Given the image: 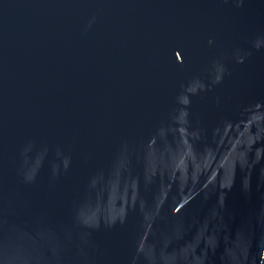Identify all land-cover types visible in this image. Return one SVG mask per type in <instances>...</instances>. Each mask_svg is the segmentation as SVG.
I'll list each match as a JSON object with an SVG mask.
<instances>
[{"label":"water","instance_id":"1","mask_svg":"<svg viewBox=\"0 0 264 264\" xmlns=\"http://www.w3.org/2000/svg\"><path fill=\"white\" fill-rule=\"evenodd\" d=\"M0 264H264V0H0Z\"/></svg>","mask_w":264,"mask_h":264}]
</instances>
